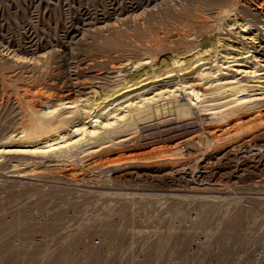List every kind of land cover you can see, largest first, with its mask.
I'll return each mask as SVG.
<instances>
[{"label":"rangeland","instance_id":"374dc122","mask_svg":"<svg viewBox=\"0 0 264 264\" xmlns=\"http://www.w3.org/2000/svg\"><path fill=\"white\" fill-rule=\"evenodd\" d=\"M220 1L0 0V145H15L10 137L32 100L47 107L51 92L82 105L142 69L146 64L136 68L133 62L143 56H153L147 65L156 67L170 57L191 56L206 37L222 40L213 51L219 56L227 41L243 46L242 29L243 37L261 32L260 42L248 40L256 54V44L264 46V0ZM259 4L261 22L249 13ZM242 15L253 25L231 22L242 21ZM260 92L253 90L247 108L224 122L200 112L178 117L167 108L116 134L90 139L75 161L52 155L38 158L33 170L30 164L14 168V161L2 166L0 264H264ZM63 108L66 113L73 107ZM73 123L83 124L84 118L75 115L68 126Z\"/></svg>","mask_w":264,"mask_h":264},{"label":"bare ground","instance_id":"6f19581e","mask_svg":"<svg viewBox=\"0 0 264 264\" xmlns=\"http://www.w3.org/2000/svg\"><path fill=\"white\" fill-rule=\"evenodd\" d=\"M208 1L213 2L215 0H208ZM221 1H223V0H221ZM221 1L219 3L222 4L223 2H221ZM257 2H259V0ZM226 3L227 2H225V4ZM202 4H204V3L202 2ZM261 4H259V6L257 5V7L255 6L256 7V8L254 7L255 9H251L250 11L248 10L250 14L258 17L259 22H261L259 11L262 10V8H263L262 7L263 4L262 5ZM201 6L202 5H200V7ZM203 6H205V5H203ZM206 7H208V6H206ZM218 7H221V6H218ZM259 8H260V10H259ZM202 10H203V8H202ZM206 10H207V8H206ZM197 11H199V10L197 9ZM261 12H264V11H261ZM221 13H223V12H221ZM229 14L230 13H228L227 15H229ZM181 15H183V13ZM196 16H195V18H196ZM190 18H193V17H190ZM200 19H202V17ZM241 19H242V21H239L240 20L239 18L234 17L231 20V22L234 21V24L238 23V27H248L250 25H253V23L250 22L249 20H246L245 17L241 18ZM181 22H182V18H181ZM203 22H205V21H203ZM195 25H196V23H195ZM262 25H263V23H262ZM189 27L190 26H188V29H189ZM201 29H199V30H201ZM245 30L246 29H242V32L243 31L244 32H243V34H240L241 37L243 38V46H240L239 44L234 43L232 41H227V43H225V44H227L226 45V48H227L226 51L223 52L219 56H218V54H213V51H215V50L218 51L219 47L220 46L222 47L224 43L221 42L222 40L220 38L217 39L215 36H214L215 38H212V39H207V37H206V39H204L205 41H203L204 43H203L202 48L200 47V49H198L196 51L193 48V50H194V51L192 50L193 53L192 52L189 53V55L191 54V56L185 57V58L170 57V58H168V60H165L160 64L157 63L158 66H156V67H153L154 65H152V64L147 65V63H148L147 61L153 56H143L142 58H139L138 60L133 62V63H135L134 65H136V68H137L138 64H142V65L146 64L145 66H143L142 69L136 70V71L129 73V74L127 73L128 76H126L127 78L125 77L126 79L125 78L123 79V82L118 83L115 87L108 89L102 93L98 92V93L94 94L93 97L91 96V97L86 98L85 101H83L82 105H75L74 103H76L77 100H73L72 98L71 99L68 98V100H67V98H65V96L61 97V95H60V96L54 98L53 96L50 95L51 92H49V95L47 97L50 99V101L48 99V101L46 100V102H44V104L45 103L48 104L47 107H49V110H47V107H44L45 105L42 107H39L38 106L39 104L36 105L34 103L35 101H33L32 98H30L32 100V103H31L32 106L29 109L27 108L28 110H24V108H23V110H24L23 111L21 109L23 111L22 116L20 113V116L22 117V124H20L19 121H17L18 125H20V128L15 130L17 128V127H15L14 130L16 131V134H14L13 136L10 135L11 137L8 135L9 133L7 134L10 137V142H14L15 145H13V146H9L6 144L2 145V146L0 145V168L2 166L5 167L7 163L14 161L13 166H12L14 168H20L24 165L30 164V166H31L30 170H33L35 167H32V166L34 165V163L36 162V160L38 158L40 160H45L46 158L49 159L50 156H52V155H55L57 157H63V158L67 157L68 159L67 158H65V159L73 161L75 154H81V152L86 151V148H83V146H84L85 142H87V143L92 142V141H89L90 139L91 140H94V139L98 140V138H100L102 136H105L108 134H116L120 131L125 130L126 127H128V126H132L134 124H137V122L140 120H144V119L152 117L153 115H156V114L160 115L163 112H166L167 108H168V110L174 111L178 117L189 116V115H199L198 112H200V115H202V116H203V114H211L212 115L211 117L213 118V120L215 119L216 122H218V121L224 122V120L229 118V116L231 117V114L239 112L244 107L247 108L246 105L249 103V100H251V98H253L252 97V95H253L252 91L253 90H256V89L261 90L260 93H262V94L264 93V75H262L261 73H258L262 69L264 70V59L262 58L263 60H261L260 59L261 57H260L258 60H256V58H258L259 56H264V46L262 48H257V47H259V44L257 43L256 44V45H258L256 47L257 53L255 54L251 48L252 45L248 44V42H249L248 40H251L254 42H260L259 41L260 39L258 40V38H261V35H260L261 32L258 36L256 35L257 37L249 36V35L246 37H243L246 34ZM181 34H182V32H181ZM183 34H185V33H183ZM208 38H211V37H208ZM157 40H158V38H157ZM160 43H161V41H160ZM158 44H159V42H158ZM158 44H156V45H158ZM151 47H152V45H151ZM197 47H199V46H197ZM232 48L234 50L233 54L231 53ZM186 50H188V49H186ZM145 52H146V48H145ZM147 52H148V50H147ZM138 53H139V51H138ZM139 55H141V54H139ZM17 56L19 59V55H17ZM10 57H11V55H10ZM20 57H21V55H20ZM153 59H154V57H153ZM222 59L225 62H227V65H224V61L221 62ZM25 60L27 61V59H25ZM25 60H24V62H25ZM32 60L30 59V61H32ZM129 60L131 62V59H129ZM162 60H163V58H162ZM16 61H18V60L16 59ZM251 61H253L255 65L253 68L250 67L251 69H248L247 65H245V64L247 62H251ZM124 63H126V62H124ZM128 63H129V61H128ZM262 65H263V68L260 67ZM123 66H125V65H123ZM235 66H237V67H235ZM25 67H26V65H25ZM113 67H115V66H113ZM148 67H150V69H148ZM24 69H26V68H24ZM14 70H16V68H14ZM19 70H21V68ZM119 70H121V68ZM12 71H13V69H12ZM22 71H23V69H22ZM229 72H232V73H229ZM240 73H245L246 78L250 77L251 80H248L246 78L243 79L242 77L238 76ZM199 85L204 86V88L206 87L207 91L206 90L200 91L198 89ZM64 90H66V89H64ZM0 92H1V90H0ZM69 92H71V91H69ZM69 92H68V94H69ZM32 94H34V93H32ZM32 94L30 96H32ZM36 94H37V92H36ZM43 94L46 95L47 92H44ZM58 94H60V93L58 92ZM182 94H183V98L186 99L185 101H180L181 99L179 97ZM2 95H3V93H2ZM40 95H41V93H40ZM24 96H25V94H24ZM70 96H71V94H70ZM1 97H0V99H1ZM34 97H36V96L34 95ZM42 97H44V96H42ZM2 98H4V97H2ZM25 98H27V97H25ZM19 99H21V98H19ZM27 99H26V102L28 101ZM34 99H37V98H34ZM17 104H19V103H17ZM22 105H24V104L22 103ZM66 105L73 107L72 109L70 108V110L67 111L68 114H67V112L65 113V111L60 112V110H63L64 109L63 107ZM18 106H20V105H18ZM25 108H26V106H25ZM12 111H10V112H12ZM16 113H17V111H16ZM75 115H77V116L79 115L80 117H83L84 123L80 124V125H75L73 123L70 126H68L71 117L73 118ZM13 116L15 117L16 115L14 114ZM4 118H6V117H4ZM200 118H203V117H200ZM204 118H206V116ZM4 121H6V120H4ZM10 123H11V121H10ZM10 123H9V125H10ZM12 124L14 125L13 121H12ZM9 125H7V126H9ZM1 126H2V124H1ZM7 126H6V128H7ZM15 126H17V124H15ZM134 128L135 129H133V131H132L133 133H135L137 131V128L136 127H134ZM4 130H5V128H4ZM3 135H4V133H3ZM7 135H6V137H8ZM2 139H3V137H2ZM5 139H6V141L9 140V139L7 140V138H5ZM5 139H4V142H5ZM80 148H81V150H80ZM63 158H60V159L62 160ZM65 159H63V160H65ZM50 160H52V159H50ZM117 162H115L116 163L115 166H118L121 164V162L120 163H119V161H117ZM120 166H122V165H120ZM12 167H11V169H12ZM6 168H7V166H6ZM24 169H26V168L24 167ZM14 172H16V171H14ZM32 174H34V173H32ZM172 205H173V203H172ZM83 216L85 217V215H83ZM197 218H198V216H197ZM195 219H196V217H195ZM195 219H194V221H195ZM235 222L232 221L231 224L233 225ZM234 246L236 248V245H234ZM191 249H192V247H191ZM150 255H152V253ZM146 262H147V260H146ZM183 262H184V260H183ZM6 264H12V259H9L8 263H6Z\"/></svg>","mask_w":264,"mask_h":264}]
</instances>
